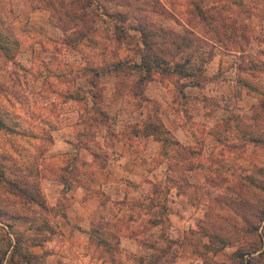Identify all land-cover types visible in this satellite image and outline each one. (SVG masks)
Here are the masks:
<instances>
[{"label":"rangeland","instance_id":"1","mask_svg":"<svg viewBox=\"0 0 264 264\" xmlns=\"http://www.w3.org/2000/svg\"><path fill=\"white\" fill-rule=\"evenodd\" d=\"M81 191L104 264H264V0H0V264Z\"/></svg>","mask_w":264,"mask_h":264},{"label":"crops","instance_id":"2","mask_svg":"<svg viewBox=\"0 0 264 264\" xmlns=\"http://www.w3.org/2000/svg\"><path fill=\"white\" fill-rule=\"evenodd\" d=\"M67 193H72L68 189ZM71 191V192H70ZM75 193V192H74ZM83 192H79L74 203L64 207L59 205L51 211V206L47 209L49 212L48 222L56 230L55 236H45L40 241H34L30 244L31 253L43 259L44 264H60L61 261H73L77 264H104L105 261L100 257H92L86 253L88 242V229L91 219L97 217L98 210H94L87 200L82 199ZM27 226L28 224H24ZM28 228V227H27ZM51 234L50 231L47 232ZM13 235V233H10ZM43 234V233H42ZM12 247V246H11ZM10 249L8 253H10ZM67 252L68 255H64ZM7 253V255H8ZM31 259H24L25 264H35Z\"/></svg>","mask_w":264,"mask_h":264},{"label":"trees","instance_id":"3","mask_svg":"<svg viewBox=\"0 0 264 264\" xmlns=\"http://www.w3.org/2000/svg\"><path fill=\"white\" fill-rule=\"evenodd\" d=\"M195 9H196V13L198 15H204L206 12L204 11V9L201 7V5H199L198 3L195 4ZM145 43L148 44V42L145 40ZM148 50V49H147ZM147 50H143L140 54V60L139 62H134L133 65L138 66V68L140 69H144L145 71H147L149 73V71L152 69V67H154L155 65H159L160 63V59H158V57L156 55L151 56V54L147 51ZM151 56V59H150ZM163 61V60H162ZM183 66V62H176V68L181 69ZM89 70H95L97 69L96 67H93L91 65L88 66ZM92 86L96 87V81L94 80V78H92ZM96 89L91 90V95H92V100H93V105H92V110L94 112V114L92 115L93 119L96 122H105L106 119L109 117V114L106 112L105 109L98 107V105H96V100L94 99L96 96ZM149 128L150 130H159L164 128L163 123L157 121L154 126L150 125Z\"/></svg>","mask_w":264,"mask_h":264}]
</instances>
